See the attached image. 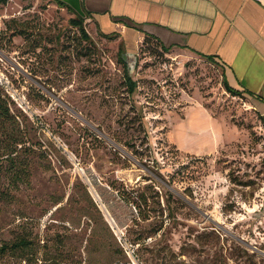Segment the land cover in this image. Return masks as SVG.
I'll return each mask as SVG.
<instances>
[{
	"label": "rangeland",
	"instance_id": "rangeland-1",
	"mask_svg": "<svg viewBox=\"0 0 264 264\" xmlns=\"http://www.w3.org/2000/svg\"><path fill=\"white\" fill-rule=\"evenodd\" d=\"M77 15L0 2L16 118L0 145L24 140L0 147V264H264V118L249 95L216 60L152 38L127 57L131 94L120 38L86 19L85 39Z\"/></svg>",
	"mask_w": 264,
	"mask_h": 264
},
{
	"label": "crops",
	"instance_id": "crops-1",
	"mask_svg": "<svg viewBox=\"0 0 264 264\" xmlns=\"http://www.w3.org/2000/svg\"><path fill=\"white\" fill-rule=\"evenodd\" d=\"M63 1L82 15L88 13L87 20L100 32H116L127 51L126 62L146 35L181 53L214 57L229 84L246 91L264 118V0ZM187 112L186 120L203 117L215 127L199 109ZM177 141L185 150L184 142Z\"/></svg>",
	"mask_w": 264,
	"mask_h": 264
},
{
	"label": "trees",
	"instance_id": "trees-1",
	"mask_svg": "<svg viewBox=\"0 0 264 264\" xmlns=\"http://www.w3.org/2000/svg\"><path fill=\"white\" fill-rule=\"evenodd\" d=\"M5 1L6 0H0V2H5ZM56 1H57V3L61 7H66L67 9L74 11V9L70 5H68L65 1H63V0H56ZM88 17H89L88 16V13H86V15H82V14L81 15H77V18H75V19L72 20V23L74 24V26H76V27H78L80 29L82 36L85 39H87V40H89L91 38L90 37V34L88 33V31L86 29V27L84 26L85 21H86V19ZM101 34L104 37L109 38V39H114V38H116L118 36V34L116 32H112V33H103V32H101ZM147 38L155 39V40H157L162 45V47H165V45L163 44V42L160 41L158 38H156V37H154L152 35H146L145 38H144V40H146ZM165 48L166 49H169L170 47H165ZM120 53H121V60L123 61L124 65L126 66V83H127V86H128V90H129V92L131 94H134L136 92V89H137V82L132 78V76L129 73L130 70L128 68L127 62L125 61V59L123 57V52L121 51ZM203 57H207L208 59H211V60H214L215 61L214 57H212L210 55H203ZM223 81H224V84H225L226 89L231 94L236 95V96H241L243 94H247L246 91H241L239 89H236V88L232 87L229 84V82L227 81L225 75H224ZM15 120H16L15 116H13V114L10 113V108H9L8 102L3 97L2 93L0 92V128L7 129L8 128L7 127V124L8 123H11V122L13 123ZM17 139L18 140L15 143H13V144H11L10 142H8L5 146L0 145V147H19L20 145H23L24 144V140L23 139H21V138H17ZM11 154H14V152H10V155ZM125 198L128 199L129 197H127L126 194H125ZM160 229H161V227L158 228V230H160ZM138 242H140V241H138ZM29 245H30V243L28 242V240L23 239L19 243H15L13 245V247H14V249H18V248L28 247ZM8 250H9V247L8 246H3L0 249V254H4ZM55 264H72V263L71 262L64 261V260H59V261L58 260L57 261L55 260ZM125 264H133V263H125Z\"/></svg>",
	"mask_w": 264,
	"mask_h": 264
},
{
	"label": "water",
	"instance_id": "water-1",
	"mask_svg": "<svg viewBox=\"0 0 264 264\" xmlns=\"http://www.w3.org/2000/svg\"><path fill=\"white\" fill-rule=\"evenodd\" d=\"M123 57L126 60V54H123ZM128 66L130 67V64ZM132 67L134 68L135 66L133 65Z\"/></svg>",
	"mask_w": 264,
	"mask_h": 264
}]
</instances>
